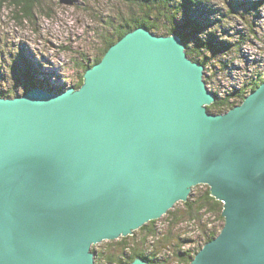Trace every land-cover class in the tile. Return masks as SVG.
<instances>
[{
    "label": "water",
    "instance_id": "95a60500",
    "mask_svg": "<svg viewBox=\"0 0 264 264\" xmlns=\"http://www.w3.org/2000/svg\"><path fill=\"white\" fill-rule=\"evenodd\" d=\"M203 75L177 34L140 26L79 88L0 97V264H97L92 247L199 186L224 224L190 264H264V81L215 114Z\"/></svg>",
    "mask_w": 264,
    "mask_h": 264
},
{
    "label": "rangeland",
    "instance_id": "374dc122",
    "mask_svg": "<svg viewBox=\"0 0 264 264\" xmlns=\"http://www.w3.org/2000/svg\"><path fill=\"white\" fill-rule=\"evenodd\" d=\"M36 1L30 17H23L19 12L16 21L13 6L5 0H0V97H7L6 92H3L7 90H11L13 96H22L26 92L23 87L26 86L27 80L33 83L32 88L45 87L56 93L73 86L79 75H83L84 70L89 69L90 65L92 67L94 61L101 57V50L106 46V40L114 34L112 27L105 24L108 20L107 15L123 16L126 11L119 0ZM258 1L260 0H201L202 5L192 7L188 5L187 12L180 7L172 9L177 12L174 20L179 27H183L185 12L186 15L189 12L193 19L200 22L199 24L202 22L204 32L199 34L194 27H189L188 40L199 37L205 41L204 39L212 36L210 32L215 34L213 47L216 50L208 48L200 50L199 58L203 61L201 57H206L208 65L205 66L200 61L196 62L204 66L203 78L206 87L215 94L216 101L228 98L232 92L246 83L251 81L259 83L261 79H264V54L262 53L264 50V1L255 8L254 5ZM69 2L70 4H67ZM153 8L155 9L152 11L153 21L158 30H148L156 35L166 36L165 25L168 24V20L166 13L164 14L165 10L161 11L158 4ZM251 29L257 34V38L247 36L251 35ZM242 35H246L247 41L241 44L239 40ZM189 41L190 43L183 41L186 49L189 47V50H194L196 43ZM223 41L231 44L237 42L239 45L233 46L234 49L230 47L231 49L220 51V43ZM18 74L21 76L18 77ZM258 75L260 79L257 78ZM205 187L199 186L196 192L204 191ZM171 211L183 213L184 207L182 204H176ZM206 218L213 226L218 227L221 224V221H217L213 216ZM169 221L171 217L164 215L156 221L155 228L158 232L166 234ZM139 230L134 232L133 238L125 237L130 249L140 245L139 238L143 233ZM174 230L196 241L191 248L200 250L198 248L203 246L202 235L187 222H182ZM119 241L120 238L104 241L93 247L92 251L96 258L99 253L103 256H111L113 259L124 258L118 246ZM153 241L148 237L145 243L147 248L145 255L139 257L148 259L146 254L152 247ZM129 252L130 250L127 249L126 255ZM161 255L167 256L166 250L160 253L158 259H162ZM100 263H104V260Z\"/></svg>",
    "mask_w": 264,
    "mask_h": 264
},
{
    "label": "trees",
    "instance_id": "16d2710c",
    "mask_svg": "<svg viewBox=\"0 0 264 264\" xmlns=\"http://www.w3.org/2000/svg\"><path fill=\"white\" fill-rule=\"evenodd\" d=\"M5 1H7L11 6H13L15 10L14 20L16 21H17V14H19V12L23 17L29 18L32 10L34 9L33 4L34 2H37L36 0H5ZM119 1L122 2L123 8L126 9L127 13L125 11V15L123 16L116 15L115 17L114 16L111 17V15H107L108 20L105 22V24L112 27L114 34L112 37L106 40V46H104V48L101 50V57L112 44H114L127 32L134 30L137 27L145 26L149 30L157 31L158 29H156V25L153 21L152 11L155 10L153 8L154 5L158 4L160 5L161 11L165 10L164 14L166 13V18L168 20V24L165 25V34L167 35L171 33L177 34L186 43H190L189 40L194 41L196 43L195 48L194 50L192 49L189 50V47H187V55L193 61H200L205 66L208 65V60L206 59V57H201L203 58L202 59L203 61H201V59L199 58V56H201L200 50L201 49L204 50L206 48L214 49L213 47V40L215 39L214 32H210L212 36H210L208 39H204L205 41H203L199 37L188 40V37L190 35L189 27L191 28L194 27L196 30H198L199 34L204 32L203 31L204 26L201 25L202 22L201 24H199L200 22H198V20L193 19L190 16L189 12L186 15V12L188 11L186 7L188 5H190V7L198 4L202 5L203 2H200L201 0H193V1L192 0H119ZM263 1L264 0H260L256 2L254 5L255 8H257L256 6L262 4ZM174 7H180L181 9H183V11H186L184 13L183 27H179L175 23L174 17L177 12L172 10ZM229 7L232 8L231 5H229ZM227 17L228 16H226V18ZM219 22H221V20H219ZM250 32L252 33L251 35L248 34L247 35L248 37L249 36H254L256 38L258 37L257 34L254 32V30L251 29ZM245 37L246 35L241 36L239 40L241 44L247 41V38ZM220 44H221L220 51H226L227 49H231V48L234 49L235 47L233 46L237 47L239 45L237 42L231 44L226 41H223ZM214 50H212V52H214ZM262 53L264 54V50H262ZM101 57H98L93 64L98 63ZM10 69H13V67H10ZM17 76L20 77L21 74H18ZM82 77L83 75H79L78 80L76 81V83H74L72 87H75L76 89L79 88L82 85ZM258 77L260 79L259 75L257 76V78ZM27 81H28L27 84H25L26 86L23 87L25 91L29 89V86L30 87L33 86V83L31 81L29 80ZM260 81L263 82L264 79H261ZM261 82L258 83L256 81H251L250 83H246V85H244L243 87L236 89L235 92H232V94L228 98L218 100L212 105H210L208 107V111L215 114H221L228 111L230 108L235 106L236 103L240 104L245 98V96L250 92L254 91L257 88L258 84H260ZM3 92H6L5 94L6 96L12 95L11 90H7ZM198 189H199L198 187L193 189L189 197V200L186 203H178L183 205L184 207L183 213H179V212L177 213L176 211L172 212L170 210L166 214L171 217V221H169L168 223V230L166 231V234H162L158 232L157 229L155 228L156 221H151L146 225H144L139 230L140 232L143 233V235L139 238V243H140L139 247L133 246L130 249L129 248L130 245L127 242L126 238H120V241L118 242V246L121 248V255H123L124 258L118 257L117 259H113L111 256L108 255L103 256L102 253H99V255H97L96 258L97 264H127L132 262L136 257L144 256L145 251L147 249L145 243L148 237L154 240L152 247L149 248V251L146 254L150 264H190V261L199 251L196 248L195 249L191 248V246L196 241H193L191 238H187L182 234L175 232L174 229L178 227L179 224H181L182 222H187L189 225L193 226L197 231L200 232L203 239L202 245H204L206 242L214 239L219 234L224 224V219L221 216L222 204L214 200V198L210 196L209 188L207 186L205 187L204 191L196 192ZM207 216H213L215 219H217V221H221V224L218 227L213 226V224H210L208 218H206ZM133 236L131 237L133 238ZM109 244L112 245V243ZM127 249L130 250L128 255H126L125 253ZM163 250H166L167 256L161 255L160 258L162 259H158V256L160 255V253H162ZM101 260H104V263H100Z\"/></svg>",
    "mask_w": 264,
    "mask_h": 264
},
{
    "label": "bare ground",
    "instance_id": "6f19581e",
    "mask_svg": "<svg viewBox=\"0 0 264 264\" xmlns=\"http://www.w3.org/2000/svg\"><path fill=\"white\" fill-rule=\"evenodd\" d=\"M193 1V0H192ZM228 47V46H227ZM57 62V61H56ZM210 74V73H209ZM72 87V86H71ZM209 88V87H208Z\"/></svg>",
    "mask_w": 264,
    "mask_h": 264
}]
</instances>
